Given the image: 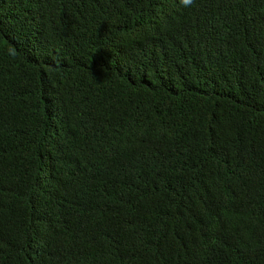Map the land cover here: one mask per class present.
<instances>
[{
    "label": "trees",
    "instance_id": "trees-1",
    "mask_svg": "<svg viewBox=\"0 0 264 264\" xmlns=\"http://www.w3.org/2000/svg\"><path fill=\"white\" fill-rule=\"evenodd\" d=\"M0 264H264V0H0Z\"/></svg>",
    "mask_w": 264,
    "mask_h": 264
},
{
    "label": "clouds",
    "instance_id": "clouds-1",
    "mask_svg": "<svg viewBox=\"0 0 264 264\" xmlns=\"http://www.w3.org/2000/svg\"><path fill=\"white\" fill-rule=\"evenodd\" d=\"M193 3H194V0H181V4L184 7H190L193 5Z\"/></svg>",
    "mask_w": 264,
    "mask_h": 264
}]
</instances>
